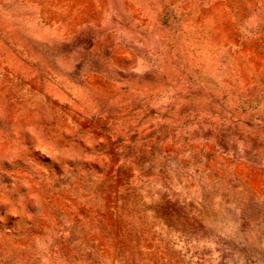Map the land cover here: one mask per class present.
I'll return each mask as SVG.
<instances>
[{
	"label": "rangeland",
	"instance_id": "1",
	"mask_svg": "<svg viewBox=\"0 0 264 264\" xmlns=\"http://www.w3.org/2000/svg\"><path fill=\"white\" fill-rule=\"evenodd\" d=\"M0 264H264V0H0Z\"/></svg>",
	"mask_w": 264,
	"mask_h": 264
}]
</instances>
